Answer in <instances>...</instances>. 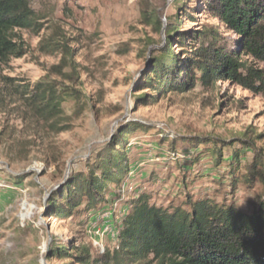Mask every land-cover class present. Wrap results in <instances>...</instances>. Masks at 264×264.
Instances as JSON below:
<instances>
[{"label":"trees","instance_id":"obj_1","mask_svg":"<svg viewBox=\"0 0 264 264\" xmlns=\"http://www.w3.org/2000/svg\"><path fill=\"white\" fill-rule=\"evenodd\" d=\"M173 13L162 6L140 7L141 23L159 35L148 40L147 66L135 82L133 99L138 107L156 105L170 94L184 95L195 88L211 89L229 82L253 95H264V0H172ZM216 19L233 38L199 25V17ZM31 0H0V68L29 52L23 33L39 35L37 51L59 56L56 65L34 85L15 78L0 80V106L11 101L22 106L24 115L43 125L49 133L66 131L62 124L68 103L80 105L81 66L77 50L58 20L43 21ZM151 48V49H149ZM141 123L121 125L110 140L87 160L86 171H71L63 183L48 194L43 217L87 225L108 198L122 202L126 214L117 226L114 247L92 255L74 242L53 240L47 262L72 264H264V136L253 130L231 141L213 136H172L159 132V145H167L177 156L176 145L210 155L214 165L226 164V176L235 188L241 181L246 192L256 186L259 193L246 213L233 203L185 194L176 203L158 206L150 192H140L121 201L120 189L129 166L126 146L134 134H148ZM229 156L223 158L224 152ZM250 152V156L247 153ZM178 157V156H177ZM195 160V161H197ZM180 198V196H179Z\"/></svg>","mask_w":264,"mask_h":264},{"label":"rangeland","instance_id":"obj_2","mask_svg":"<svg viewBox=\"0 0 264 264\" xmlns=\"http://www.w3.org/2000/svg\"><path fill=\"white\" fill-rule=\"evenodd\" d=\"M147 3L164 4L163 14L173 13L172 0H31L32 9L43 21L58 20L73 39L84 98L78 106L66 105L62 124L68 129L60 133H49L29 119L19 103L6 100L0 106V264H72L46 261L53 240L74 242L92 255L114 247L117 226L127 211L114 196L82 228L45 219L44 204L71 171L87 170V160L116 129L132 122L151 130L129 137L125 150L129 173L119 192L121 201L147 191L152 203L167 206L191 194L233 203L250 212L258 186L246 192L240 181L232 188L225 163L215 166L209 154L197 160L201 149L194 151L180 144L176 145L178 157L174 156L157 140L159 132L225 141L250 130L264 136V95L222 82L211 89L198 87L184 95H167L154 106L138 107L133 91L147 66L149 51L145 47L150 39L160 40L141 23L140 7ZM199 25L234 37L209 15H201ZM45 32L37 36L23 33L29 52L0 68V80L15 78L34 85L58 63V55L37 51ZM257 67L264 71V64ZM258 145L264 150V138ZM228 156L225 151L223 158ZM141 264L157 263L148 259Z\"/></svg>","mask_w":264,"mask_h":264}]
</instances>
